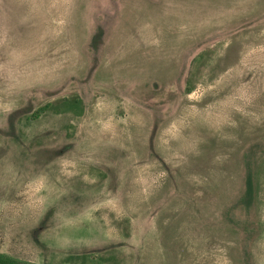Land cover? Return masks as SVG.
I'll return each mask as SVG.
<instances>
[{"label":"rangeland","instance_id":"1","mask_svg":"<svg viewBox=\"0 0 264 264\" xmlns=\"http://www.w3.org/2000/svg\"><path fill=\"white\" fill-rule=\"evenodd\" d=\"M0 253L264 264V0H0Z\"/></svg>","mask_w":264,"mask_h":264},{"label":"trees","instance_id":"2","mask_svg":"<svg viewBox=\"0 0 264 264\" xmlns=\"http://www.w3.org/2000/svg\"><path fill=\"white\" fill-rule=\"evenodd\" d=\"M45 109H46L45 107L39 109L35 113V117L39 116V114L43 112ZM249 188H251V183L249 184ZM0 264H34V263L23 261L9 254L0 253Z\"/></svg>","mask_w":264,"mask_h":264}]
</instances>
